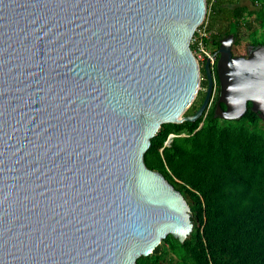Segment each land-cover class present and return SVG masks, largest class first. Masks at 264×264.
I'll return each instance as SVG.
<instances>
[{
	"label": "water",
	"instance_id": "obj_1",
	"mask_svg": "<svg viewBox=\"0 0 264 264\" xmlns=\"http://www.w3.org/2000/svg\"><path fill=\"white\" fill-rule=\"evenodd\" d=\"M207 0H0V264H137L193 230L145 162L165 122L210 107L191 39ZM220 40L215 115L264 120V43ZM225 104V107L222 106ZM170 134L166 143L172 140Z\"/></svg>",
	"mask_w": 264,
	"mask_h": 264
},
{
	"label": "trees",
	"instance_id": "obj_2",
	"mask_svg": "<svg viewBox=\"0 0 264 264\" xmlns=\"http://www.w3.org/2000/svg\"><path fill=\"white\" fill-rule=\"evenodd\" d=\"M248 1L207 0L209 26L224 23L210 40L216 50L230 33L234 55L245 38L246 50L264 43V0ZM251 105L226 119L212 103L198 119L165 122L152 137L145 162L183 193L194 226L184 241L169 233L137 264H264V120Z\"/></svg>",
	"mask_w": 264,
	"mask_h": 264
},
{
	"label": "built area",
	"instance_id": "obj_3",
	"mask_svg": "<svg viewBox=\"0 0 264 264\" xmlns=\"http://www.w3.org/2000/svg\"><path fill=\"white\" fill-rule=\"evenodd\" d=\"M216 33L217 32H215L212 27L209 26V20L206 17L205 20L197 26L191 39V45H193L192 50L198 59L202 77H206V63H209V66L212 69L214 77L212 100L216 92L215 71L218 54L216 47L211 45L210 40H212V36Z\"/></svg>",
	"mask_w": 264,
	"mask_h": 264
},
{
	"label": "rangeland",
	"instance_id": "obj_4",
	"mask_svg": "<svg viewBox=\"0 0 264 264\" xmlns=\"http://www.w3.org/2000/svg\"><path fill=\"white\" fill-rule=\"evenodd\" d=\"M241 2V3H249V1L248 0H230V2L232 3V5L234 4V3H236V2ZM207 5H208V2H207ZM207 13H208V6H207ZM215 25V26H214ZM214 27H212V29L215 31V32H219V30H222L223 29V27H224V23H223V21H220V22H216V24L214 23ZM248 39H250V38H245L244 39V41L241 43V44H238V45H236V51L238 52L237 54H246L245 52H247V50L245 49L246 48V46H245V40H248ZM205 91H206V87H200V89H199V92H198V94H197V96L195 97V99H194V101H193V103H192V105L190 106V108H194V107H196V109H197V107L201 104V102H202V99H203V96H204V93H205Z\"/></svg>",
	"mask_w": 264,
	"mask_h": 264
},
{
	"label": "flooded vegetation",
	"instance_id": "obj_5",
	"mask_svg": "<svg viewBox=\"0 0 264 264\" xmlns=\"http://www.w3.org/2000/svg\"><path fill=\"white\" fill-rule=\"evenodd\" d=\"M247 53H248V50H247L246 54H241V55H247ZM203 78H205V77H202V79ZM215 83H216V92L214 94V97H213V100H212L211 104L213 103L215 105V107H216L217 100H218V95H219V86H220V82H219V78H218V75H217V71H215ZM204 96H205V93H204ZM204 96H203V98H204ZM222 106L225 107V104L222 103Z\"/></svg>",
	"mask_w": 264,
	"mask_h": 264
}]
</instances>
